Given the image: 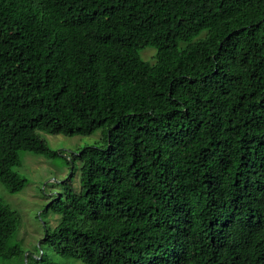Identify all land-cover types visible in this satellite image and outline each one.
I'll use <instances>...</instances> for the list:
<instances>
[{
	"label": "trees",
	"instance_id": "trees-1",
	"mask_svg": "<svg viewBox=\"0 0 264 264\" xmlns=\"http://www.w3.org/2000/svg\"><path fill=\"white\" fill-rule=\"evenodd\" d=\"M97 129L50 203L56 254L264 264V0H0V182L26 184L20 151L57 154L39 130ZM19 224L0 198L1 258Z\"/></svg>",
	"mask_w": 264,
	"mask_h": 264
},
{
	"label": "rangeland",
	"instance_id": "rangeland-1",
	"mask_svg": "<svg viewBox=\"0 0 264 264\" xmlns=\"http://www.w3.org/2000/svg\"><path fill=\"white\" fill-rule=\"evenodd\" d=\"M140 54L150 62L155 60L152 46L144 47ZM38 134L57 154L46 156L20 151L21 163L14 169L26 179V184L12 193L0 182V198L19 215L20 224L11 242L18 244L22 251L11 257H0V264H31L33 258L43 259L44 264H81L80 259L58 255L48 247L45 231L60 221V214L50 206L51 201L60 194L64 197L69 188L75 192L80 190L81 163L75 154L81 147L98 141L101 132L97 129L90 134L68 136L39 130Z\"/></svg>",
	"mask_w": 264,
	"mask_h": 264
}]
</instances>
